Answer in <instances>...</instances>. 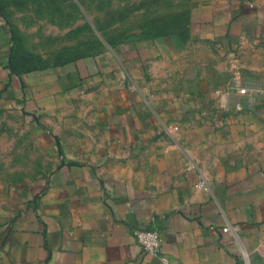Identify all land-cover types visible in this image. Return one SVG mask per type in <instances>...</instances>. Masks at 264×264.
<instances>
[{
  "label": "crops",
  "instance_id": "obj_1",
  "mask_svg": "<svg viewBox=\"0 0 264 264\" xmlns=\"http://www.w3.org/2000/svg\"><path fill=\"white\" fill-rule=\"evenodd\" d=\"M5 20L1 95L56 155L0 176V264H264V0H198L182 30L25 74Z\"/></svg>",
  "mask_w": 264,
  "mask_h": 264
},
{
  "label": "rangeland",
  "instance_id": "obj_2",
  "mask_svg": "<svg viewBox=\"0 0 264 264\" xmlns=\"http://www.w3.org/2000/svg\"><path fill=\"white\" fill-rule=\"evenodd\" d=\"M7 1L4 17L10 34V48L15 41H20L41 57L44 68L98 55L118 43H139L151 35L182 30L198 2ZM222 60H227L224 64L228 66L238 62L237 57ZM229 73L234 75L232 70ZM37 119L23 103L14 102L0 92V176L5 180L33 183L50 170L56 152L49 146V139L45 138Z\"/></svg>",
  "mask_w": 264,
  "mask_h": 264
},
{
  "label": "trees",
  "instance_id": "obj_3",
  "mask_svg": "<svg viewBox=\"0 0 264 264\" xmlns=\"http://www.w3.org/2000/svg\"><path fill=\"white\" fill-rule=\"evenodd\" d=\"M7 4V0H0V13L5 17ZM15 42L10 53L9 61V65L12 71L22 74L25 72L33 71L35 69L44 68L42 66L41 57L38 54L28 50L26 46L20 41ZM74 59L76 58H72L71 60Z\"/></svg>",
  "mask_w": 264,
  "mask_h": 264
},
{
  "label": "built area",
  "instance_id": "obj_4",
  "mask_svg": "<svg viewBox=\"0 0 264 264\" xmlns=\"http://www.w3.org/2000/svg\"><path fill=\"white\" fill-rule=\"evenodd\" d=\"M239 90L245 92L246 88L240 87ZM201 185H204V181L201 182ZM134 233L138 242L146 252L151 255L162 256V259L167 260L160 252L162 238L158 228H138Z\"/></svg>",
  "mask_w": 264,
  "mask_h": 264
}]
</instances>
